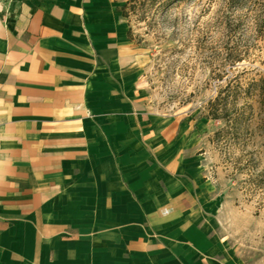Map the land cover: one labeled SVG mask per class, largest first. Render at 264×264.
Masks as SVG:
<instances>
[{"label": "crops", "instance_id": "crops-1", "mask_svg": "<svg viewBox=\"0 0 264 264\" xmlns=\"http://www.w3.org/2000/svg\"><path fill=\"white\" fill-rule=\"evenodd\" d=\"M126 2L0 0V264H231Z\"/></svg>", "mask_w": 264, "mask_h": 264}, {"label": "rangeland", "instance_id": "rangeland-1", "mask_svg": "<svg viewBox=\"0 0 264 264\" xmlns=\"http://www.w3.org/2000/svg\"><path fill=\"white\" fill-rule=\"evenodd\" d=\"M123 13L150 107L190 128L205 166L209 239L231 264H264V0H127Z\"/></svg>", "mask_w": 264, "mask_h": 264}, {"label": "trees", "instance_id": "trees-1", "mask_svg": "<svg viewBox=\"0 0 264 264\" xmlns=\"http://www.w3.org/2000/svg\"><path fill=\"white\" fill-rule=\"evenodd\" d=\"M260 94H261V97L263 98V101H264V78L261 79V84H260ZM213 118H221L218 114H214Z\"/></svg>", "mask_w": 264, "mask_h": 264}]
</instances>
